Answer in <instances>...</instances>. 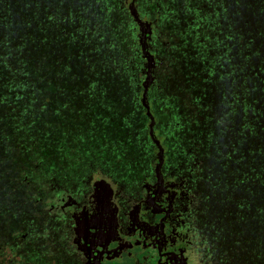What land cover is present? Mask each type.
<instances>
[{"label":"rangeland","instance_id":"rangeland-1","mask_svg":"<svg viewBox=\"0 0 264 264\" xmlns=\"http://www.w3.org/2000/svg\"><path fill=\"white\" fill-rule=\"evenodd\" d=\"M61 1L64 8L73 11L77 37L73 40L74 50L68 52L71 58L63 60L64 66L50 67L47 74L55 72L60 76L58 84L47 79L43 101L47 107H55L59 118L53 123L55 129L29 133L31 138L23 146L1 143V221L9 220L7 212L13 210L15 197L25 199L23 196L41 187L45 178H78L83 165L86 169L90 163L104 161L113 168H122L124 175H132L134 181L138 168L148 169L155 146L149 139L148 118L139 104L146 61L136 49L138 33L142 32L137 33L129 13V8L139 7L140 18H145L148 25L155 24L157 30L153 38L144 40L152 61L146 103L154 115L156 138L162 139L168 155L173 157L175 139L190 137L191 130L207 141L196 147L202 158L200 171L206 173L208 184L198 183L195 187L200 255L192 252V264H199L198 257L204 264H264V238L261 244L254 240L258 182L252 170L255 156L250 147L251 123L241 130L237 60L234 58L224 68L218 81L212 74L218 69L208 62L209 39L201 33L194 38L191 30L181 35V30L187 29L189 14L182 9L169 10L172 4L166 1L118 0V6L112 0ZM124 1L130 4L127 10L122 5ZM229 1L227 14L230 24L236 26L237 6ZM47 2L55 5L54 0ZM160 8L165 9L162 19H158ZM116 29L120 30L119 37H114ZM226 45L234 53L233 58L235 42L226 40ZM232 69L233 74H229ZM52 112L48 108L44 117L51 118ZM244 129L248 144L245 149L240 139ZM76 130L93 137L83 143L74 135ZM233 183L235 189L228 190ZM177 186L173 192H178ZM206 194L204 203L201 198ZM225 212L235 214L234 227L225 224ZM29 250L27 257L32 261L52 264L58 260L49 255L41 262L35 254L42 255L43 251L32 247Z\"/></svg>","mask_w":264,"mask_h":264},{"label":"flooded vegetation","instance_id":"flooded-vegetation-1","mask_svg":"<svg viewBox=\"0 0 264 264\" xmlns=\"http://www.w3.org/2000/svg\"><path fill=\"white\" fill-rule=\"evenodd\" d=\"M122 5L126 10L130 7L127 1ZM138 11L139 7L129 8L137 33L142 32L136 40V49L146 61L140 103L148 118L149 139L155 146L153 161L148 169L138 168L135 181L132 175H124L122 168L104 161L90 163L86 169L83 165L78 178H45L41 187L23 196L25 199L15 197L13 210L7 212L9 220L2 222L0 213V264H41L27 257L30 247L43 251L42 255L35 254L41 262L55 255L58 260L52 264H192V252L200 255L194 194L198 195L197 184L206 185L208 180L200 171L202 158L196 147L207 141L191 130L190 137L175 139L173 157L162 139L156 138L154 115L146 103L152 61L148 72L150 52L144 40L153 38L157 30L155 24H146ZM164 14L165 9L160 10L158 19ZM151 119V131L160 146L150 136ZM176 186L180 189L173 192ZM203 200L205 203L207 194ZM198 259L204 264L201 257Z\"/></svg>","mask_w":264,"mask_h":264},{"label":"trees","instance_id":"trees-1","mask_svg":"<svg viewBox=\"0 0 264 264\" xmlns=\"http://www.w3.org/2000/svg\"><path fill=\"white\" fill-rule=\"evenodd\" d=\"M54 1L53 6L47 0H0V145L10 142L23 146L31 138L29 133L42 134L55 129L53 123L59 118L58 112L43 101L47 79L58 84L60 76L55 72L47 74L50 67L64 66L63 60L71 58L68 52L74 50L73 40L77 36L73 31V11L64 8L61 0ZM162 1L172 4L169 10L182 9L191 17H187V29L181 30V35L191 30L194 38L201 33L209 39L208 62L218 69L217 73L212 72L218 81L224 68L234 58L237 60L240 92L236 96L240 97L241 130L251 123L250 147L255 156L252 170L258 182L254 240L261 244L264 238V0H233L237 6L236 26L230 24L227 14L229 0ZM203 30L208 32L205 34ZM119 36L120 30L116 29L114 37ZM226 40L236 44L233 58ZM229 74H233V69ZM119 93L124 95L122 91ZM48 108L53 109L51 118L44 117ZM74 135L83 143L93 137L78 130ZM240 139L243 149L248 147L245 129ZM235 186L233 183L228 190H234ZM224 218L228 219L226 225L234 227V213L225 212Z\"/></svg>","mask_w":264,"mask_h":264},{"label":"water","instance_id":"water-1","mask_svg":"<svg viewBox=\"0 0 264 264\" xmlns=\"http://www.w3.org/2000/svg\"><path fill=\"white\" fill-rule=\"evenodd\" d=\"M141 26H142V23L140 22V27H141ZM145 31H146V32H149V30H145ZM150 66H151V61H150L149 55H147V71H148V72H149V70H150ZM145 83H146V78H145V80L143 81L144 86H145ZM145 94H146V86H145V90H144V92H143V98H142V102H143V104H145ZM147 109H148V107H147ZM148 114H149V116L151 117V113H150L149 111H148ZM151 118H152V117H151ZM152 126H153V119H151V122H150V124H149L150 131H151V129H152ZM150 136L154 139V142H155L156 144H158V146H160V141L154 137V134H153L152 131L150 132ZM161 152H162V148H160L159 151H158V155H159L160 158H161V156H160Z\"/></svg>","mask_w":264,"mask_h":264}]
</instances>
